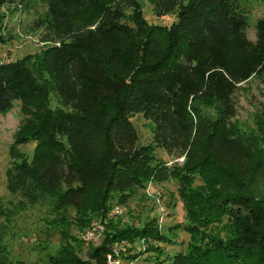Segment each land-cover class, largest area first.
Instances as JSON below:
<instances>
[{
    "label": "trees",
    "instance_id": "1",
    "mask_svg": "<svg viewBox=\"0 0 264 264\" xmlns=\"http://www.w3.org/2000/svg\"><path fill=\"white\" fill-rule=\"evenodd\" d=\"M141 1L0 0V47L11 39L3 8L16 2L39 15L51 43L41 55L0 62V113L19 100L21 141L35 144L31 157L11 150L9 187L20 202L51 204L65 227L175 177L186 229L196 234L226 219L235 236L161 264H264V102L257 131L235 122L241 84L264 77V17L252 39L246 13L264 0H146L159 16L174 12L170 24L150 23ZM139 112L153 123L151 142H141L132 122ZM157 149L183 162L170 165ZM197 178L202 188L193 187ZM9 215L0 200V216ZM6 235L0 264H24L3 244ZM137 238L168 240L157 229L107 231L90 261L69 249L52 261L108 264L116 241Z\"/></svg>",
    "mask_w": 264,
    "mask_h": 264
},
{
    "label": "rangeland",
    "instance_id": "2",
    "mask_svg": "<svg viewBox=\"0 0 264 264\" xmlns=\"http://www.w3.org/2000/svg\"><path fill=\"white\" fill-rule=\"evenodd\" d=\"M141 5L150 23L170 24L175 19L174 12L157 15L146 0H142ZM3 10L6 14L4 30L11 39L0 47V62L29 54L41 55L51 45L43 40L44 29L38 24V14L23 11L19 2L7 3ZM246 13L248 34L255 39L256 23L264 17V1L249 4ZM235 99L239 106L236 124L247 132L257 131L259 110L264 102V77H253L242 83ZM52 103L55 106L54 98ZM202 108L209 114L215 113L213 107L203 105ZM22 119L19 100L14 101L10 110L0 113V200L10 211L8 219L0 216V232H7L3 244L8 246L14 260L24 264H68L55 263L52 256L59 254L61 249H69L74 251L75 260L90 261V250L103 242L107 231L149 228L157 229L168 240L137 238L116 241L111 252L112 260L118 259L119 264H161L169 254L189 251L193 245L207 248L216 240L228 241L235 236L233 224L226 219L212 223L196 234L186 229L190 216L175 177L160 182L150 181L125 205L112 200L108 202L105 212L90 211L81 220L72 218L73 221L65 227L59 225L51 204L20 202L18 195L9 187L7 173L12 161L11 150L15 149L18 155L31 157L35 147L33 142L21 141L25 135L20 132ZM131 119L141 142H151L153 123L142 112L135 113ZM156 154L170 165L174 161L182 163L184 159L176 160L163 149H157ZM203 186L204 182L199 178L193 184L196 189ZM149 246L160 249L150 251ZM107 261L108 264H117L109 261V258Z\"/></svg>",
    "mask_w": 264,
    "mask_h": 264
},
{
    "label": "built area",
    "instance_id": "3",
    "mask_svg": "<svg viewBox=\"0 0 264 264\" xmlns=\"http://www.w3.org/2000/svg\"><path fill=\"white\" fill-rule=\"evenodd\" d=\"M107 257L109 258V261H111L112 263H117V264H119L118 259H113V260H112V254H111V253H109Z\"/></svg>",
    "mask_w": 264,
    "mask_h": 264
}]
</instances>
